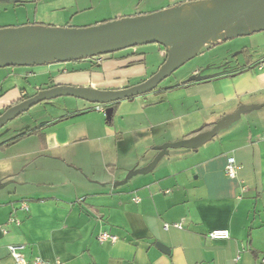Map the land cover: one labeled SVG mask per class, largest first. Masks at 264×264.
<instances>
[{
    "label": "crops",
    "instance_id": "1",
    "mask_svg": "<svg viewBox=\"0 0 264 264\" xmlns=\"http://www.w3.org/2000/svg\"><path fill=\"white\" fill-rule=\"evenodd\" d=\"M214 5L0 0V29L89 27L182 6L185 18L162 24L173 25ZM133 48L0 68V114L54 86L138 84L150 65L148 55ZM158 53L157 70L166 59L164 48ZM199 54L202 63L175 84L104 105L103 112L88 103L33 124L20 121L0 141V264H15L9 245L23 246L28 262L39 257L47 264H264V32L219 39ZM239 107L257 108L196 151L168 149L158 156L163 145L188 139ZM228 157L237 165L234 179L224 173ZM214 230H228L230 238L209 239ZM101 232L117 241L100 243Z\"/></svg>",
    "mask_w": 264,
    "mask_h": 264
},
{
    "label": "water",
    "instance_id": "2",
    "mask_svg": "<svg viewBox=\"0 0 264 264\" xmlns=\"http://www.w3.org/2000/svg\"><path fill=\"white\" fill-rule=\"evenodd\" d=\"M212 2L217 3L214 9L200 10L195 19L173 25L150 23L149 19L178 10L182 6L151 16L144 15L135 19H121L82 28L23 26L0 29V33L5 32V40L0 42V68L42 66L51 62L90 58L150 44L160 45L166 51L164 63L152 76L125 89L98 90L54 86L40 90L0 114V129L32 107L61 97H71L104 106L143 96L158 88L162 81L208 44L219 39L264 32V10L259 9L264 0H212ZM220 35L223 36L219 38ZM21 43L28 45L21 48L13 47ZM97 46L102 50H96ZM72 51L75 55H71ZM253 108L257 107H239L234 113L214 123L209 130L200 131L188 139L163 145L158 156L167 154L168 149L196 151L220 131L236 122L241 114ZM156 246L162 251H168L161 243H157Z\"/></svg>",
    "mask_w": 264,
    "mask_h": 264
},
{
    "label": "rangeland",
    "instance_id": "3",
    "mask_svg": "<svg viewBox=\"0 0 264 264\" xmlns=\"http://www.w3.org/2000/svg\"><path fill=\"white\" fill-rule=\"evenodd\" d=\"M18 22H22V21H18ZM77 28H82V27H77ZM135 48H138L140 51L145 52V54L148 55V64L150 65V69H149L150 73L147 77L148 79L149 76L155 73L157 70L153 67V65L156 60V66H157V63L160 60L158 49L159 48L162 49L164 47L159 46L157 44H150V45L136 46ZM200 56L201 54H199V51H198V53L194 54L190 59H188V61L183 66H181L173 74H171L168 78L162 81L159 84L158 88L166 87L171 84H175L182 77L186 76L188 72L192 71L202 61L200 59ZM43 83L45 84L46 82H43ZM135 84L137 83H134V85ZM52 101H55V102H52ZM49 103H52V104H49ZM83 105H89V104L87 102H84V101L82 102L81 100H76L71 97H61L55 100H48V101L42 102L32 107L20 119L18 118L17 120L10 121L4 127H2L0 129V141L4 140V138H6L5 136L9 134H10L9 136H12V134H14L15 127L19 125L20 121L27 122V121L32 120V124H33L34 122L41 121L51 116L61 115L63 113V110L71 111V110H74L75 107L81 108Z\"/></svg>",
    "mask_w": 264,
    "mask_h": 264
},
{
    "label": "built area",
    "instance_id": "4",
    "mask_svg": "<svg viewBox=\"0 0 264 264\" xmlns=\"http://www.w3.org/2000/svg\"><path fill=\"white\" fill-rule=\"evenodd\" d=\"M94 110L97 112H103V105H95ZM263 141H264V137H263ZM224 173H225V176L230 179H234L236 177L237 165H236L234 157L227 158L226 165L224 168ZM22 207L23 209H26V206L23 205ZM9 222H14L17 225H19V221L15 219H10ZM173 227L179 228L180 225L174 224ZM164 228L167 229L168 225H165ZM208 238L211 240H227L230 238V233L228 230H214L208 234ZM97 240L100 243H114L117 241V237L114 235H110L107 232H101L98 235ZM23 248L24 247L20 245H9L8 246L7 249H8L9 255L14 260L15 264H47L45 261H43L39 257H34L30 262H28L22 253Z\"/></svg>",
    "mask_w": 264,
    "mask_h": 264
},
{
    "label": "bare ground",
    "instance_id": "5",
    "mask_svg": "<svg viewBox=\"0 0 264 264\" xmlns=\"http://www.w3.org/2000/svg\"><path fill=\"white\" fill-rule=\"evenodd\" d=\"M216 5H217V3H216ZM216 5H214V6H212V7H211V6H210V7L205 6V7H206L205 10L207 11V10L214 9V8L216 7ZM259 9L264 10V2L259 6ZM171 12H172V11H171ZM168 13H170V12L163 13L162 15H164V17L156 18V23H157V24L173 23V22L176 21V20H179V19L185 18V17H186V13H187V11H185V10H178V11H176L174 14H168ZM190 14H191V13H190ZM195 17H196V15L192 16V17L190 18V20H188V21H191V20L195 19ZM151 21H152V20H151ZM151 21H149V22L152 23ZM177 23H179V22H177ZM228 34H230V32H228ZM221 37H222V35L219 36V38H221ZM4 40H5V32L0 33V42H3ZM26 45H28V43H27V44H26V43L17 44V45H15V46H13V47H14V48H21V47H25ZM95 49H96V50H102V48H99L98 46L95 47ZM71 55H75V52L72 51V52H71Z\"/></svg>",
    "mask_w": 264,
    "mask_h": 264
},
{
    "label": "trees",
    "instance_id": "6",
    "mask_svg": "<svg viewBox=\"0 0 264 264\" xmlns=\"http://www.w3.org/2000/svg\"><path fill=\"white\" fill-rule=\"evenodd\" d=\"M118 20H121V19H118ZM28 26H33V25H28ZM166 58V57H165ZM84 59V58H83ZM79 60H82V59H77V60H74V61H79ZM28 97H25V99H27ZM118 102H116V103H112V104H110V105H114V104H117ZM213 126V125H212ZM212 126H210V125H207V126H205V127H203L201 130H204V129H208V128H211ZM200 130V131H201ZM199 131V132H200Z\"/></svg>",
    "mask_w": 264,
    "mask_h": 264
}]
</instances>
